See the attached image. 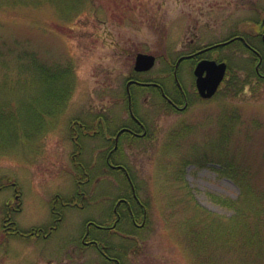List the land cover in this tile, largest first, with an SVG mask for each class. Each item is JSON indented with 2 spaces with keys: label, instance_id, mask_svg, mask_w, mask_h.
Returning <instances> with one entry per match:
<instances>
[{
  "label": "rangeland",
  "instance_id": "374dc122",
  "mask_svg": "<svg viewBox=\"0 0 264 264\" xmlns=\"http://www.w3.org/2000/svg\"><path fill=\"white\" fill-rule=\"evenodd\" d=\"M263 16L264 0H0V183L10 184L0 194V208L15 183L22 192L17 220L27 229L47 225L55 196L70 199L78 181L86 194L84 209L66 208L51 243L33 254L30 243L28 249L4 239L0 222V264H105L93 248L71 256L59 246L81 239L89 221H111L117 199L128 195L127 179L106 165L108 151L98 141H86L77 155L70 126L94 128L100 114L111 131L127 124L126 86L135 76L143 82L158 79L184 106L172 73L177 59L236 33L246 36ZM236 47L216 49L207 58L228 60V71L248 82L239 93L228 94L224 81L215 97L203 100L196 91L194 59L178 70L189 104L184 112L164 108L152 88H131L134 115L148 138L124 142L114 159L127 169L149 219L144 228L125 222L112 235L91 227L123 264H200L186 237L197 210L233 215L216 200L243 194L237 181L243 172L264 187V86L253 91L254 65ZM138 53L156 56L155 67L135 72ZM65 68L69 101L39 134L37 106H53L38 79L45 76L42 69ZM6 101L15 110L9 117Z\"/></svg>",
  "mask_w": 264,
  "mask_h": 264
},
{
  "label": "flooded vegetation",
  "instance_id": "af4514ba",
  "mask_svg": "<svg viewBox=\"0 0 264 264\" xmlns=\"http://www.w3.org/2000/svg\"><path fill=\"white\" fill-rule=\"evenodd\" d=\"M256 41L259 43H256ZM254 42L256 44H254ZM233 45L237 46L234 49H238L237 53H240V51H242L249 54L250 60H252V63L254 65V78L257 80V82L259 81V79L264 81V16L262 17V20L260 22L257 21L255 23L252 33L246 36L236 33L235 35H231L229 38H227L225 42L193 50L191 52L192 54L186 57L196 60L195 63L197 66L199 61L206 59V57H208L207 55L212 54L213 51H216V49L222 47H231ZM218 58L219 57L216 56L212 59H215L217 61ZM218 61L226 62L229 68L230 63L228 62V60L223 59ZM181 94L184 97V106L182 105V103H178L174 104V108L177 111L179 110L184 112L188 109L189 104L187 101V94H185L183 87H181ZM102 118L104 117L101 114L99 115V117H97L96 120L99 126H96L94 128L89 127V125L87 126V124L85 123L75 122L73 126H70V141L74 144L75 149L78 152L77 155L84 149V144L86 141H98L97 143L99 144V147H102L103 145L106 146L108 152L105 158V163L112 170L116 171L118 170L117 168H120L123 175L126 176V179L129 183V197L122 196L117 199L112 209L113 212L111 221L106 220L105 223H96L93 221H89L86 224V231H84L85 233L81 239L65 240V242L59 246V250L66 255L70 254L71 256H77L81 255L84 251H86V249L93 248L98 252L99 256L104 259L105 264H123L117 256H114L110 253L114 250V247L110 245L109 241H103L102 239L93 236L91 227L94 226L95 228L106 230L109 232V235H112V233L118 232L120 226L125 222H128L132 225V227L136 228H144V226L147 224L149 219L148 208L143 202L141 203V201L139 200L133 180L130 178V175L127 169L124 167L123 163L117 161L118 164H116V160L114 158L117 156V154H120V146L124 142L129 144L132 143V140H136V142H138L140 139H147L148 129L145 124L139 119V117H136V115H132L131 113L129 122L119 128L113 129V131L109 129L110 127L108 126V124H106L105 121H103ZM111 124L112 123H110V125ZM73 161L75 164H77L75 162V157L73 158ZM83 170H85L84 167ZM81 184H83L81 181L77 182L78 191H76V195L72 196L70 199L66 200L58 194L55 196L53 202H51L52 204L50 208L47 209V225L42 224L41 226H37V224H34L33 226L24 229L22 228L21 221L17 220V216L21 214L22 211V192H19V190L16 188V184L12 183L14 191L12 192V195H8L3 200V206L0 208V222L2 227V236L4 237V239L19 240L18 242H16V244L23 243V245L28 249L30 247H28L26 244L30 243L31 254L36 252L38 246H44V243H49L50 241H52V234H54V232L59 229V225L62 223V221H64V212L66 208L77 211H82L84 209L82 200L86 198V194L80 190ZM9 186L10 184H1L0 194H2L4 192V189ZM132 199L135 200L136 203H134ZM124 204L126 207L123 206ZM134 204L138 205V207L135 208L137 209V213L133 209ZM141 216L142 221L141 223H139V218H141Z\"/></svg>",
  "mask_w": 264,
  "mask_h": 264
},
{
  "label": "trees",
  "instance_id": "16d2710c",
  "mask_svg": "<svg viewBox=\"0 0 264 264\" xmlns=\"http://www.w3.org/2000/svg\"><path fill=\"white\" fill-rule=\"evenodd\" d=\"M186 60H183L182 63ZM42 71H45V76L38 79L41 83L39 85L42 87L44 94H48V98L52 97L49 105L53 106V108L51 110L46 106H37L36 112H38V116L36 118L37 127L35 126V128L39 134L45 130L48 117H55L56 112L58 113L64 110L71 95V85L69 88L68 80H66L70 75L68 68L53 71L42 69ZM172 73L174 74V72ZM139 77L135 76L131 79H137L143 82ZM153 81L156 84L162 85L158 79ZM225 82L226 92L228 94H233L234 92L239 93L248 83L247 81H240L229 71ZM175 85L176 91L181 94L179 85ZM52 86L53 90H44V88ZM162 86L165 94L173 99L168 89L164 85ZM263 86L264 81L259 79L258 82H255L253 91L257 92ZM132 87L135 89L147 87L154 89L161 96L164 108L166 107L167 109L169 107L174 109V106L162 95L158 86L147 85L144 87L133 84ZM173 101L177 104L175 99ZM11 109L12 107H9V103L6 101L4 103V111L6 114L4 115L7 117L13 115L15 110L12 111ZM16 112L18 111L16 110ZM18 116L16 113L14 114L13 119L16 122L19 118ZM117 171L120 172L121 169ZM237 181L240 183L243 193L238 199L232 200L223 197L217 198L218 200H216L218 204L230 209L233 215L223 218L218 215H212L207 211H203L202 208H199L197 215H194L193 219L190 220L186 237L190 239V246L194 250L195 257L198 256L201 258L200 264H264V187H260L255 180H250V182L245 172L241 174L240 178L238 177ZM126 196L129 197V195ZM133 201L136 203L135 200ZM133 207L137 213V209L135 208L138 205L135 204ZM198 212L204 213L206 217H203ZM225 260H227V263Z\"/></svg>",
  "mask_w": 264,
  "mask_h": 264
},
{
  "label": "water",
  "instance_id": "95a60500",
  "mask_svg": "<svg viewBox=\"0 0 264 264\" xmlns=\"http://www.w3.org/2000/svg\"><path fill=\"white\" fill-rule=\"evenodd\" d=\"M135 61V72H146L155 67L157 57L150 54L138 53ZM178 66V65H177ZM227 63L216 62L215 60H201L194 71L196 76L197 91L204 99L212 98L217 94V91L222 81L227 74ZM176 74V81H178V74ZM163 92V90H162ZM130 95V94H129ZM130 97V96H129ZM131 98V97H130ZM130 110L132 112V105L130 100Z\"/></svg>",
  "mask_w": 264,
  "mask_h": 264
}]
</instances>
